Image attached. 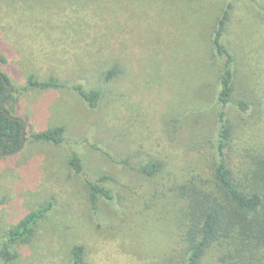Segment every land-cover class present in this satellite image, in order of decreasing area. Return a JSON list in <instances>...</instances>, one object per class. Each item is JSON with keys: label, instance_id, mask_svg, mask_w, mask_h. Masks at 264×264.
Segmentation results:
<instances>
[{"label": "rangeland", "instance_id": "1", "mask_svg": "<svg viewBox=\"0 0 264 264\" xmlns=\"http://www.w3.org/2000/svg\"><path fill=\"white\" fill-rule=\"evenodd\" d=\"M228 5L235 98L250 105L227 109L239 163L264 154V0H0V52L26 125L20 152L0 158V250L49 205L12 264H72L75 245L86 264H181L178 218L157 202L167 181L211 175L223 67L213 39ZM114 66L121 74L106 82ZM30 75L103 89L100 106L68 89L26 91ZM55 127L65 128L59 146L31 138ZM154 160L165 180L141 172ZM101 177L115 196L93 210L84 181Z\"/></svg>", "mask_w": 264, "mask_h": 264}, {"label": "trees", "instance_id": "2", "mask_svg": "<svg viewBox=\"0 0 264 264\" xmlns=\"http://www.w3.org/2000/svg\"><path fill=\"white\" fill-rule=\"evenodd\" d=\"M230 11L231 5H228L218 21L213 39L223 67L218 81L219 127L211 175L205 177L201 172L191 173L182 181H167L160 194L157 191L160 196L157 204L179 221V236L184 245L181 264H205L212 253L217 256V264H264V154L256 152L249 159L236 162L234 125L227 112L231 106L244 113L250 108L248 102L235 98L234 57L223 41ZM6 63V57L0 52V158L19 153L26 139L25 121L17 114L16 91L9 93L8 85L12 86V82L4 70ZM120 74V68L114 66L107 73L106 82ZM64 89L74 91L91 109L100 106L104 92L103 89L88 90L82 84L70 85L53 76L41 81L35 75L28 77L25 90ZM64 135V127H55L34 133L31 138L39 143L59 146ZM70 165L81 173L79 159L71 158ZM141 172L150 179L165 180L163 164L156 160L141 168ZM109 179L101 177L96 181H84L93 210H97L103 200H114V192L105 184ZM48 211L49 205L32 211L10 231L7 238L10 245L0 250V260L4 264L17 261L19 254L12 250L13 245L31 243L37 226ZM70 256L72 264H86L87 249L84 245H75Z\"/></svg>", "mask_w": 264, "mask_h": 264}, {"label": "water", "instance_id": "3", "mask_svg": "<svg viewBox=\"0 0 264 264\" xmlns=\"http://www.w3.org/2000/svg\"><path fill=\"white\" fill-rule=\"evenodd\" d=\"M8 87H9V93L12 94V93H13V88H12V86H11V85H8ZM4 108H5V105H4ZM23 145H24V144H23Z\"/></svg>", "mask_w": 264, "mask_h": 264}]
</instances>
